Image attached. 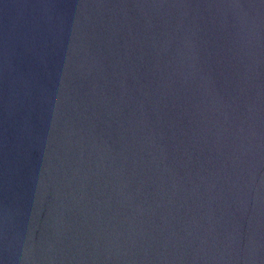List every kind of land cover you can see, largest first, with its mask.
<instances>
[{"label":"water","instance_id":"obj_1","mask_svg":"<svg viewBox=\"0 0 264 264\" xmlns=\"http://www.w3.org/2000/svg\"><path fill=\"white\" fill-rule=\"evenodd\" d=\"M0 264H264V0H0Z\"/></svg>","mask_w":264,"mask_h":264}]
</instances>
